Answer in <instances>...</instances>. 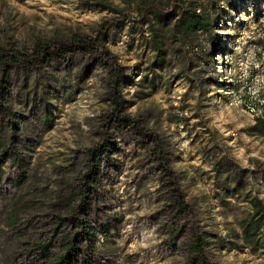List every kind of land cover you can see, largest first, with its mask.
I'll return each mask as SVG.
<instances>
[{
  "label": "rangeland",
  "instance_id": "1",
  "mask_svg": "<svg viewBox=\"0 0 264 264\" xmlns=\"http://www.w3.org/2000/svg\"><path fill=\"white\" fill-rule=\"evenodd\" d=\"M103 2L119 12L96 0H0V48L29 53L38 40L94 37L106 25V46L127 74L120 89L129 101L125 113L172 140L178 155L173 165L185 199L197 203L212 262L264 264V231L257 251L237 246L238 222L250 211L248 199L258 196L264 201V139L249 130L256 116L264 117V0ZM148 3L172 16V22L183 5L219 17L214 38L200 32L197 48L188 52L194 60L184 69L172 44L167 45V66L155 63L150 31L143 22L153 9ZM74 62L73 68L54 60L11 71L8 99L18 116V131L8 127L0 110V141L7 148L6 155L0 149V264L20 262L21 236L48 233L51 220L39 223L35 207L42 201L46 207L56 203L66 191L65 183L80 181L83 154L100 139L98 127L108 109L107 72L99 65L87 68L88 56ZM200 69L206 79H213L203 95L192 80ZM44 112L53 118L49 130L42 125ZM113 141L117 152L101 163L92 195L98 220H112L111 234L96 236L103 263L184 264L181 242L175 247L169 242L158 179L138 144L141 138L117 128ZM14 151L21 155L18 163ZM229 167L236 173L246 171L239 186ZM14 206L32 211L30 216L23 212L20 231L4 224ZM34 223L37 230L32 228L30 234Z\"/></svg>",
  "mask_w": 264,
  "mask_h": 264
},
{
  "label": "trees",
  "instance_id": "2",
  "mask_svg": "<svg viewBox=\"0 0 264 264\" xmlns=\"http://www.w3.org/2000/svg\"><path fill=\"white\" fill-rule=\"evenodd\" d=\"M96 2L114 13L119 12L103 0ZM211 4L213 5L214 2L211 1ZM147 7L153 9L150 11L151 16L146 15L143 22L148 25L150 31V40L156 53L155 63L161 67L167 66L169 62L168 44L173 45V51L181 63L182 70L187 63H192L194 60L188 52L190 48H197L200 32L214 38L213 30L219 20L214 12L201 11L192 5H183L178 18L172 22V16L164 14L162 10L154 7V4L148 3ZM106 28L103 24L94 37L72 34L65 39L38 40L29 53L14 47L0 48V110L6 117L8 127L13 131H18V125L14 124L18 116L11 110L8 97L11 71L14 67L39 68L38 66L42 64H50L56 60L63 61L73 68L76 66L75 58L84 59L88 56L89 59L91 58V64L87 68L99 65L107 72L104 84L108 109L98 127L99 132L101 131L100 139L83 154L81 161L83 168L79 172L80 181L65 183L66 191L56 203L46 207L42 201L35 207L38 211L36 216L42 218L39 223L44 224L51 220L49 223L51 227L48 233L36 231L33 238L20 237L23 251L18 264H32V262L34 264H105L102 261V253L96 246V236L98 232L104 236L110 235L112 220L108 218L98 220V209L93 206L92 195L96 189L94 183L99 177L101 163L110 161L117 152V143L113 141L117 128L133 131L138 138H141L138 144L144 148L150 169L158 179L163 218L168 225L169 242L172 247H175L177 242H181L184 264H214L208 255L210 246L207 239L208 232L199 226L197 203L185 199L181 176L173 165L178 155L172 140L143 124L141 119L125 113L129 101L121 94L120 89L127 74L106 46ZM196 56L200 55L197 53ZM209 61L210 58L205 59V62ZM195 75L192 80H195L197 89L203 95L213 79H206L201 69L196 70ZM214 81L218 84L221 82ZM41 119L44 129H51L52 116L49 117L44 112ZM249 130L252 135L264 139V117L256 116ZM18 142L22 143L20 140ZM0 149L6 155L7 148L2 141H0ZM14 152L18 163L21 155L18 151ZM244 172L246 171L241 170L236 173L231 167L228 168V174L233 178L236 186L242 182ZM248 203L250 211L238 222L241 244L237 246L254 252L263 245L264 201L258 196H253L248 199ZM23 212H27L26 215L29 216L32 214L31 209L23 211L17 206L10 209L5 217V226L20 231ZM32 228L37 230L35 223L29 228L30 234ZM214 241L221 243L218 239Z\"/></svg>",
  "mask_w": 264,
  "mask_h": 264
}]
</instances>
